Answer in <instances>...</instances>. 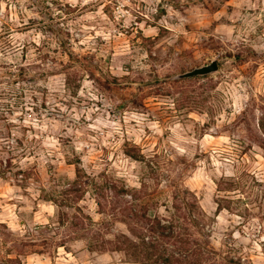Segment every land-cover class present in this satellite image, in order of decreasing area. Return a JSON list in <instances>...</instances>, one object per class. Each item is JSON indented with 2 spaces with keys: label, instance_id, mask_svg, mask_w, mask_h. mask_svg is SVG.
I'll return each instance as SVG.
<instances>
[{
  "label": "rangeland",
  "instance_id": "1",
  "mask_svg": "<svg viewBox=\"0 0 264 264\" xmlns=\"http://www.w3.org/2000/svg\"><path fill=\"white\" fill-rule=\"evenodd\" d=\"M144 217L264 264V0H0V264H140Z\"/></svg>",
  "mask_w": 264,
  "mask_h": 264
},
{
  "label": "trees",
  "instance_id": "2",
  "mask_svg": "<svg viewBox=\"0 0 264 264\" xmlns=\"http://www.w3.org/2000/svg\"><path fill=\"white\" fill-rule=\"evenodd\" d=\"M129 155L139 159V156L131 151ZM82 173V169H78L79 177ZM221 209L222 206L219 204V210ZM144 218L146 227L142 233L131 229L132 235L137 240L125 234L116 236L115 251L125 252L140 264H204L206 261L214 260L212 255L216 253L209 251L197 240L192 241L188 238L175 220L166 223L157 217ZM105 249L104 247L102 250ZM229 263L236 264L233 259Z\"/></svg>",
  "mask_w": 264,
  "mask_h": 264
},
{
  "label": "water",
  "instance_id": "3",
  "mask_svg": "<svg viewBox=\"0 0 264 264\" xmlns=\"http://www.w3.org/2000/svg\"><path fill=\"white\" fill-rule=\"evenodd\" d=\"M220 69L219 63L217 60H214L212 63L208 65H204L201 67H197L189 72L178 75L177 78H191L195 76H206L212 73L218 72Z\"/></svg>",
  "mask_w": 264,
  "mask_h": 264
}]
</instances>
